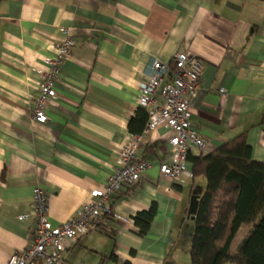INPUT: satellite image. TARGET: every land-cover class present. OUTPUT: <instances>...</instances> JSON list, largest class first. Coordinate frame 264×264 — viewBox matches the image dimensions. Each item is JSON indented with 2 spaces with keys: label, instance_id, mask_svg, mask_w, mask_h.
<instances>
[{
  "label": "crops",
  "instance_id": "obj_1",
  "mask_svg": "<svg viewBox=\"0 0 264 264\" xmlns=\"http://www.w3.org/2000/svg\"><path fill=\"white\" fill-rule=\"evenodd\" d=\"M62 28L74 45L58 73V97L47 102L48 120L36 123L30 115L43 59ZM176 52L204 65L190 104L203 150L192 148L187 172L172 181L159 171L171 131L150 130L137 151L150 167L111 196L100 226L73 241L63 264H190L187 209L206 184L192 176L193 158L246 131L252 160L264 162V1L0 0V264L33 238L34 187L59 225L104 186L121 144L143 128L140 118L129 128L140 83L152 61L170 63ZM152 204L155 215L138 235L132 217ZM249 227H238L231 251Z\"/></svg>",
  "mask_w": 264,
  "mask_h": 264
},
{
  "label": "built area",
  "instance_id": "obj_2",
  "mask_svg": "<svg viewBox=\"0 0 264 264\" xmlns=\"http://www.w3.org/2000/svg\"><path fill=\"white\" fill-rule=\"evenodd\" d=\"M61 32V39L51 45L53 55L43 59L45 68L41 71L38 94L34 97L30 115L36 123L48 120L47 102L58 97L55 87L58 73L74 45L70 30L62 28ZM203 67L199 58L186 52H176L170 63L152 61L151 71L140 83L136 99L137 105L146 112L144 127L139 133L129 134L121 144L114 170L104 186L92 189L89 199L59 225H53L49 219L47 196L43 189L34 187L33 238L23 250L13 252L7 264H63L64 253L73 241L100 226L102 213L110 211L108 201L111 196L124 186L138 183L150 167L149 162L137 155L150 130L165 126L171 131L170 152L167 159L159 163L160 173L176 181L187 172L189 151L192 148L202 151L204 147L201 135L190 122L191 99L198 91Z\"/></svg>",
  "mask_w": 264,
  "mask_h": 264
},
{
  "label": "trees",
  "instance_id": "obj_3",
  "mask_svg": "<svg viewBox=\"0 0 264 264\" xmlns=\"http://www.w3.org/2000/svg\"><path fill=\"white\" fill-rule=\"evenodd\" d=\"M136 118L143 120L144 127V109L139 107L131 117L130 130ZM250 153L244 131L193 158L191 174L203 176L206 184L189 237L190 264H264V162L252 160ZM155 210L152 204L132 217L138 235L147 232ZM241 224L250 225L249 230L231 251L230 244Z\"/></svg>",
  "mask_w": 264,
  "mask_h": 264
},
{
  "label": "water",
  "instance_id": "obj_4",
  "mask_svg": "<svg viewBox=\"0 0 264 264\" xmlns=\"http://www.w3.org/2000/svg\"><path fill=\"white\" fill-rule=\"evenodd\" d=\"M199 195H191L189 200V205L187 209V217L191 220L195 219L197 207H198Z\"/></svg>",
  "mask_w": 264,
  "mask_h": 264
},
{
  "label": "rangeland",
  "instance_id": "obj_5",
  "mask_svg": "<svg viewBox=\"0 0 264 264\" xmlns=\"http://www.w3.org/2000/svg\"><path fill=\"white\" fill-rule=\"evenodd\" d=\"M189 261H190V257H189Z\"/></svg>",
  "mask_w": 264,
  "mask_h": 264
}]
</instances>
